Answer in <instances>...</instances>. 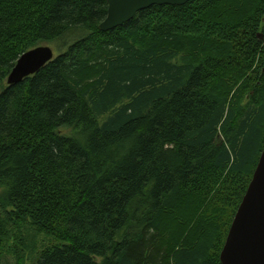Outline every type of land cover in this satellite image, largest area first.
Here are the masks:
<instances>
[{
	"label": "trees",
	"instance_id": "obj_1",
	"mask_svg": "<svg viewBox=\"0 0 264 264\" xmlns=\"http://www.w3.org/2000/svg\"><path fill=\"white\" fill-rule=\"evenodd\" d=\"M108 7L0 0V264L16 228L54 242L28 245L36 264H222L264 149V0L154 5L102 31Z\"/></svg>",
	"mask_w": 264,
	"mask_h": 264
},
{
	"label": "water",
	"instance_id": "obj_2",
	"mask_svg": "<svg viewBox=\"0 0 264 264\" xmlns=\"http://www.w3.org/2000/svg\"><path fill=\"white\" fill-rule=\"evenodd\" d=\"M108 15L99 24L102 31L117 28L154 5H183L190 0H107ZM49 45L23 53L9 74L8 84L34 75L54 58ZM222 264H264V149L252 180L235 214L220 256Z\"/></svg>",
	"mask_w": 264,
	"mask_h": 264
},
{
	"label": "rangeland",
	"instance_id": "obj_3",
	"mask_svg": "<svg viewBox=\"0 0 264 264\" xmlns=\"http://www.w3.org/2000/svg\"><path fill=\"white\" fill-rule=\"evenodd\" d=\"M44 45L51 46L54 50L55 56L60 52L59 47L55 42ZM7 83L8 80L6 79L3 85H6ZM70 131L71 130L69 128H63L61 132L69 133ZM40 240H42L45 247L53 245L54 243L49 239L47 240L44 236H41ZM40 240L38 239V241H36L32 232L28 233L27 231H23V233H21L17 228L11 231L3 245L1 258L2 264H36L39 253L37 250L30 248L28 245L31 244V242L33 244L35 243L41 245L42 242Z\"/></svg>",
	"mask_w": 264,
	"mask_h": 264
}]
</instances>
